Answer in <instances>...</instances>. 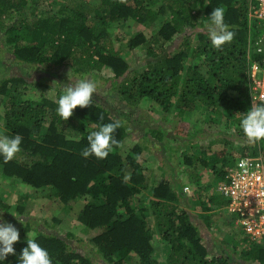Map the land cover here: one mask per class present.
<instances>
[{
	"label": "trees",
	"instance_id": "trees-1",
	"mask_svg": "<svg viewBox=\"0 0 264 264\" xmlns=\"http://www.w3.org/2000/svg\"><path fill=\"white\" fill-rule=\"evenodd\" d=\"M54 1L57 11L32 14L37 0H0V40L11 60H0L5 66V72L0 71L1 131L23 137L12 160L0 156V176L45 191L64 209L82 201L77 215L81 230H40L42 226L32 222L36 204L18 205L27 221L18 228L15 254L0 264H20L31 231L52 264H264V245L253 242L234 216L229 233L239 236L242 230L247 244L240 252L236 249L238 254L202 232L179 173L172 169L167 177L150 178L142 157L145 146L130 137L126 123L133 119L126 108L172 116L173 127L185 131L191 141L192 153L182 164L208 169L221 182L241 156L264 157V141L242 145L238 154L233 151L246 138L240 121L252 105L250 66L262 59L250 45L260 35L250 20L254 0ZM216 7L224 9V21L235 32L219 50L201 28ZM129 19L153 26L149 36L138 31L126 39L129 51H143L133 62L115 43L126 34L115 38L110 31ZM21 64L47 76H28ZM53 69L97 83L90 107H77L67 121L57 114L56 103L67 82ZM197 108L218 123V135L211 141L198 137L204 128L190 120L189 110ZM117 120L121 126L113 137L122 146L104 159L83 157L87 136ZM155 132L160 138L168 134L160 126ZM195 177L194 183L200 184L201 176ZM210 201L213 207L226 208L217 191ZM197 202L209 209L205 200ZM10 206L0 193V209L9 212ZM157 236L166 248L160 258ZM73 240H85L88 246L82 249Z\"/></svg>",
	"mask_w": 264,
	"mask_h": 264
},
{
	"label": "rangeland",
	"instance_id": "rangeland-1",
	"mask_svg": "<svg viewBox=\"0 0 264 264\" xmlns=\"http://www.w3.org/2000/svg\"><path fill=\"white\" fill-rule=\"evenodd\" d=\"M78 0H65V3L73 4ZM57 2V1H56ZM54 0H37V3L34 4V9L30 10L34 13H44L45 11L55 10L57 11L58 5H56ZM49 14V13H47ZM202 29H206V26L201 27ZM152 27H144L141 26L138 22L133 19H129L126 22H122L115 27L110 29L111 36L116 38L118 34L121 37L122 32L126 34V38L123 40L115 39V43L119 48H122V54L128 59V61L133 62L134 57L138 55H142L143 51L138 49V51H129L127 49V38L137 33L138 31H145L146 35H150ZM150 30V31H149ZM180 41H176L175 45L177 46ZM143 49V48H142ZM5 47L3 46L0 40V60H5L6 62H11L9 55L5 51ZM4 66V65H3ZM23 66L24 72L27 73L28 76H33V78L42 79L47 76V74H39L37 72V68ZM5 69V66H4ZM3 67L0 64V71L5 72ZM53 71L57 72V77L64 80L65 82L71 83L69 80V75L71 80L75 82L78 79H81L80 76H73L72 73H67L68 71H60L58 72L56 69ZM1 75L3 73H0ZM95 81V80H94ZM52 95L56 96V90H52ZM120 106V104H117ZM126 110L132 116V120L126 121L128 124L127 130L129 131L130 137L136 141H139L143 146H145L144 151L142 152V157L144 160V166H146V174L150 175V178H154L155 180L161 179L163 176H169L172 169L177 171L179 177L182 179L183 189L185 187L189 188V204L190 211L194 217L197 225L201 227V230L204 234H209L206 230V225H210V231L213 234V231L218 232V225L213 218H217L220 220H227L228 217L231 220L234 218L230 215L227 210L222 213H213L212 209H204V205L197 201H206V206L208 207L207 200L208 198L214 195V190L216 191V187L221 183L219 177L217 175L212 174L210 170L204 169L203 167H194L191 164H182L187 153H192V149L189 148L191 146V141L185 136V131L178 132L177 127H173L172 116H164L161 111L154 110H139L131 111L126 108ZM190 120L194 123L199 124V126L204 128L202 133L198 134V137H202V139H206V141H211L212 136L216 137L218 134L214 133L218 128V123L212 122L210 117L206 115L204 110L201 108L191 109L189 110ZM136 120V122H132ZM158 126L168 132L167 135L163 136V138L159 137V132L156 133ZM3 128V121L0 116V134H2L1 129ZM212 137V138H211ZM245 144H254L249 143L245 138V141H242L236 148H233L234 153L238 154L239 151L236 149ZM151 155V156H150ZM163 159V164L158 163V160ZM195 175H200V184H195L194 179H196ZM3 192L4 198L8 203H10L11 210L9 212L2 211L0 209V223H11L17 229L21 228L23 222L27 221L26 217H23L18 212V205L27 204L29 201H33L36 204V209L33 210L34 213V222L35 225H41L42 228L40 230H54L57 232H62L63 228L71 229L75 233H79L81 230V226L77 224V215L80 208L83 205L82 201L77 202L74 206L64 209L62 204L59 203L56 198L50 196L45 191L32 187L23 183L20 180L14 178H4L0 176V193ZM15 215V216H13ZM59 218L61 221H58ZM55 224V225H54ZM63 227V228H62ZM210 233V235H211ZM226 230H223L221 234L214 233L217 238L221 239L224 245L228 246L230 250L234 253L240 252L242 249L246 247V242L242 241L243 232L240 230V235H232ZM30 237H34L36 235L35 231H31L28 233ZM219 236V237H218ZM159 243V250L157 256L164 257L166 249L162 243H160V237L157 236ZM77 240V239H76ZM73 240V244H77L85 249L88 246V243L84 241L76 242ZM237 244V246H235ZM81 249V250H82ZM237 249V251H236ZM235 250V251H234ZM238 254V253H237ZM238 262L244 263L243 260H239ZM129 264H138L135 260L130 262Z\"/></svg>",
	"mask_w": 264,
	"mask_h": 264
},
{
	"label": "clouds",
	"instance_id": "clouds-1",
	"mask_svg": "<svg viewBox=\"0 0 264 264\" xmlns=\"http://www.w3.org/2000/svg\"><path fill=\"white\" fill-rule=\"evenodd\" d=\"M224 9L216 7L209 16L206 24L207 32L211 44L216 49H221L226 43H230L235 32L230 30L229 25L224 21ZM261 43L258 41V44ZM258 52H264V48H257ZM71 83L65 84L62 94L56 101L57 114L64 120H68L73 115V110L77 107H90L93 94L97 91V83L88 77H84ZM103 119V117H101ZM121 126L117 120L113 123L102 125L99 130L91 132L87 136L88 147L81 151L85 158L94 155L98 159L107 158L114 147L122 146L114 139L113 133ZM240 128L249 143L264 141V97L258 102L252 95L251 108L245 113L240 121ZM23 137L19 134L8 136L0 134V156L5 162L12 160L16 153L20 151ZM184 192L188 193L189 188L185 187ZM261 195H264L262 193ZM15 216V215H13ZM20 239L18 229L11 223H0V260H5L9 254H15L13 245ZM20 264H52V260L47 250L42 248L35 239L28 234L27 247L23 248L19 256Z\"/></svg>",
	"mask_w": 264,
	"mask_h": 264
},
{
	"label": "built area",
	"instance_id": "built-area-1",
	"mask_svg": "<svg viewBox=\"0 0 264 264\" xmlns=\"http://www.w3.org/2000/svg\"><path fill=\"white\" fill-rule=\"evenodd\" d=\"M250 20L260 30L259 37L250 43L256 52L264 48V0H254ZM258 41L261 43L258 44ZM262 59L250 66L252 95L260 101L264 97V52ZM226 177L216 191L227 201V212L235 217V223L250 239L264 245V157L243 155L227 168Z\"/></svg>",
	"mask_w": 264,
	"mask_h": 264
},
{
	"label": "crops",
	"instance_id": "crops-1",
	"mask_svg": "<svg viewBox=\"0 0 264 264\" xmlns=\"http://www.w3.org/2000/svg\"><path fill=\"white\" fill-rule=\"evenodd\" d=\"M214 193H216V191L214 190ZM209 199V198H208ZM210 205V206H209ZM212 205H214V202L212 201V203H211V201L209 202V204H208V207H209V210H210V208L213 210V213H216V214H218V213H222V212H224L225 210H226V208L224 207V206H220V207H213ZM215 221H217L216 222V224L218 225V232L215 230V231H213L214 233H216V234H221L222 233V231L223 230H226V231H228V232H233V229H232V220H231V218L230 217H228V219L227 220H220V219H215V218H213ZM206 230H207V232L210 234L211 233V231H210V225H206ZM214 233L212 234L211 233V235L212 236H214ZM219 237V236H218ZM220 238V237H219Z\"/></svg>",
	"mask_w": 264,
	"mask_h": 264
}]
</instances>
